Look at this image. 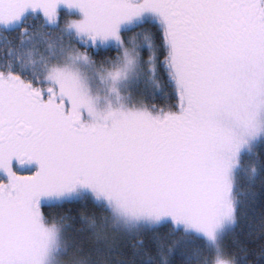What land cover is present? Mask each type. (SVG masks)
<instances>
[{"label": "snow or ice", "instance_id": "obj_1", "mask_svg": "<svg viewBox=\"0 0 264 264\" xmlns=\"http://www.w3.org/2000/svg\"><path fill=\"white\" fill-rule=\"evenodd\" d=\"M0 264H264V0H0Z\"/></svg>", "mask_w": 264, "mask_h": 264}]
</instances>
